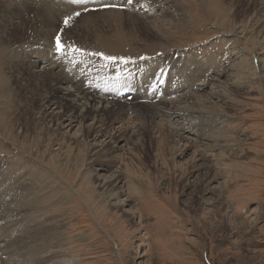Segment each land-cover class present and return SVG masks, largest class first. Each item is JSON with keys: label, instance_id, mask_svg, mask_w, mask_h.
Returning a JSON list of instances; mask_svg holds the SVG:
<instances>
[{"label": "rangeland", "instance_id": "374dc122", "mask_svg": "<svg viewBox=\"0 0 264 264\" xmlns=\"http://www.w3.org/2000/svg\"><path fill=\"white\" fill-rule=\"evenodd\" d=\"M36 1L70 10L50 33L47 53L58 67L47 62L44 72L54 66L120 104L118 91L133 86L122 99L133 96L145 114L124 112L93 153L47 127L32 79L46 62L19 67L22 88L1 65L9 47L39 36L40 22L28 26L38 14L24 13L23 39L0 55L15 95L0 106V264H264V0ZM194 62L202 71L183 87ZM166 102L179 116H167ZM199 155L206 161L195 168ZM116 169L124 175L114 186Z\"/></svg>", "mask_w": 264, "mask_h": 264}, {"label": "bare ground", "instance_id": "6f19581e", "mask_svg": "<svg viewBox=\"0 0 264 264\" xmlns=\"http://www.w3.org/2000/svg\"><path fill=\"white\" fill-rule=\"evenodd\" d=\"M1 1H2V5L0 6V22L3 23V25L5 27L0 31V55H1V52L3 50V46H5L7 44V42H15L16 43L17 42L16 40L18 38H20V40L23 39L21 36L23 33V31H22L23 29H22V27L19 26V22L21 21V18H23L24 13L26 11H28L30 9L31 11H33V13L38 14V16L40 18V19L36 18L35 20L30 21V23L28 25V26H30V25H32L31 23L34 24L35 22L38 25L37 22H40L38 29H37V31H38L37 35H39V36L34 37V38H36V40L35 41H29V39H27V40L23 39L25 41H22L21 43L17 42V44H15V46L13 47V52H12V47L8 48V49H10V51L5 50V51H8V55L4 58V62L2 61V63H1V60H0L1 65L7 64L6 65L7 69L9 68V70H12L11 76H13V75L15 76V82H17L18 79H20V82H21L20 88H22V86H26L27 79L25 77L24 78L22 77V72L19 71L20 70L19 67L23 66V68L24 67L26 68L25 71H31V68L32 69L37 68L38 63H40L42 61H45L46 63L50 62L49 64L54 62V60H52V58L47 53L48 47L50 46V43L52 41V35H51L52 33L51 32L54 33V31L56 30V26L59 25V22L61 20V15L64 13L69 15L68 12L70 10H66V11H62V12H50L44 6H42L40 3H38L36 0H20V2H16V3H15V1H11V0L10 1L9 0H1ZM61 1H63V0H61ZM66 2H68V1H66ZM98 4H104V3H98ZM88 5H90V4H88ZM3 6H7V8H5ZM78 6H80V5H78ZM82 6H83V4H82ZM125 6L128 7V5H125ZM132 6L133 5H130V7H132ZM12 9H14L15 11H12ZM29 14H30V12H29ZM26 17H27V15H26ZM27 18H29V17H27ZM15 21L18 22V24H15ZM26 22L28 23V21H23V26H24V23H26ZM81 25L85 26V28H86L85 31H87L88 27L85 24V22L82 24H79V26H81ZM75 27H76V25H75ZM26 28L28 30L29 27H26ZM73 28H74V26H73ZM20 29H22L21 30L22 33H21ZM71 30H72V28H71ZM239 32L243 33L242 31H239ZM48 33H49V35L46 37L45 34H48ZM74 33H75V31H74ZM2 35L5 37H3ZM34 38H33V40H34ZM35 55L39 56L38 62L31 59L32 57L34 58ZM66 56H67V54H66ZM66 58H68V57H66ZM1 59H2V56H1ZM64 60H66V59H64ZM24 61H27L28 63L25 65L23 63ZM69 61H70V59H69ZM64 62H66V61H64ZM46 63L42 64V68L37 69V71L34 70V76L32 78V79H35L36 81H39L37 83L38 86L41 85L40 86L41 91L39 93H40V96L43 97V100L46 103L45 106L43 108H41V110H43L42 113H40V115L42 117L40 118V115H39V119H41L47 127L52 128V130H58V131L62 130L63 133H69V135H71V137L76 139L75 142L83 141L86 145V148L89 150V153L95 152V147H99V146L103 145L104 140H99V138L102 137L105 133H108L109 128H113L115 123H117V122L119 123V122L124 120V115H125L124 112H126L129 109H132L136 113V115L140 116L142 114H145V113L141 112V109L144 108L145 106L143 107V105L137 103L136 100L133 99V96L135 93L134 88H132L133 86H131L130 89L125 90L124 92H120L117 95L120 98V99H117V101H123L124 102V103L122 102L123 104H120L121 102L118 103L114 100L108 101L110 99L107 97L113 96L112 93L110 94V93L103 92L101 94H98L96 92L97 89L95 90L94 88L91 87V85H88V87L91 90H93L94 92H96L98 95L90 92V90L87 87L83 86L79 80L68 78L67 75L62 72V70H58V69L55 70L56 67H58V64L55 62L54 63H55L56 67L53 68L54 67L53 66L52 68H50L52 70L46 74L44 72L45 67L49 66L48 63H47V65H45ZM214 65H216V64H214ZM27 66H28V68H29V66L31 67L30 70L27 68ZM188 67H190V66H188ZM201 68H202V66H200L198 64H196L195 66L193 65V69H191L189 72L186 71V73L181 76V73H180L181 70L178 71L177 66H176V73L177 74L180 73L181 79L182 80L184 79L183 80L184 83L182 86L184 87V85H187L188 82L191 83L190 79L192 78V76L197 77L202 71ZM262 68H264V67H262ZM71 74H72V72H71ZM80 77H82V76L80 75ZM82 78L84 79V83L90 79V77H85V78L82 77ZM11 81H12V79H11ZM29 81H31V80H29ZM9 84H10V81H8L5 77V75L4 74L2 75V72H0V99H1L2 95H3L4 100L5 99L10 100L11 98H13V96H15V95H13V96L11 95V91H12L11 88H6V86H8ZM85 85H86V83H85ZM5 88L7 90H3ZM102 91H103V89H102ZM124 93L125 94L128 93L129 95H133V96L128 97L129 96L128 95L126 97V99H122L125 95ZM185 97H183V98H185ZM6 100H5V102L1 103L0 106H3L7 109ZM109 103H111V104H109ZM162 104H163L162 107L164 109L166 108V109H168V111H170L167 114V116L170 117V114H175L174 117H176L178 115V114L176 115V112L179 111L180 109H178V108L175 109V106H173L174 104L172 102H170V103L166 102V104L165 103H162ZM194 104H196V103H194ZM147 107H149V106H147ZM162 107H159V109H158L157 107H154V105H153V106H150L149 108L151 109V114L153 116H155L156 118H159L160 114L156 110L160 111L162 109ZM194 110H197V108ZM164 113H165V111H164ZM135 119H137V118H135ZM105 125H107V128L105 127ZM75 127L77 129L72 134H70V131ZM125 129L127 131L128 126H125L124 130ZM178 136L180 137L179 134H178ZM58 141L59 140H55V145H58V148L60 150L62 148L68 149L70 147V145L66 146L64 144L65 141H62V140L60 142H58ZM114 148H115L114 152L123 150V148L121 146H118V145H115ZM114 152H113V154H114ZM196 161H197V163L194 165L195 168L202 166L203 165L202 162L204 163L206 160L203 157H200V155H199L198 158L196 159ZM123 175H124V171H121V169H116L109 181L113 182L114 186H116L120 182H122ZM95 176L99 177L96 174H95ZM106 183H108V182L106 180L102 179L100 186L103 189H107V187L105 186ZM113 195H115V193H113ZM126 201H128V199H126ZM5 213H6V211H5ZM71 262H72L71 260L65 259L62 264H70ZM121 264H124L123 260L121 261Z\"/></svg>", "mask_w": 264, "mask_h": 264}, {"label": "snow or ice", "instance_id": "6c2138e0", "mask_svg": "<svg viewBox=\"0 0 264 264\" xmlns=\"http://www.w3.org/2000/svg\"><path fill=\"white\" fill-rule=\"evenodd\" d=\"M70 2L71 3H81L82 0H70ZM73 15L78 16L79 13H74ZM71 19H72V17H66L64 23L67 25ZM65 47L66 46L61 44L59 37H57V40H56V52L57 53H62L64 51ZM69 50L72 51V52H80V51H82L81 49L75 48L74 46L70 47ZM97 55H101V54L97 53ZM104 59L107 60V61H115V60L119 59L121 63H126L127 62L126 59L123 58V57L117 58V57L105 56Z\"/></svg>", "mask_w": 264, "mask_h": 264}]
</instances>
